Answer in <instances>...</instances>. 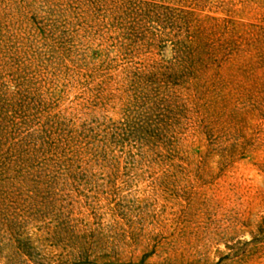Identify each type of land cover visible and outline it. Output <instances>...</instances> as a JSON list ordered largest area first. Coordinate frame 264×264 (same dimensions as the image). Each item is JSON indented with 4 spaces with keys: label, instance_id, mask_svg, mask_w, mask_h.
<instances>
[{
    "label": "rangeland",
    "instance_id": "374dc122",
    "mask_svg": "<svg viewBox=\"0 0 264 264\" xmlns=\"http://www.w3.org/2000/svg\"><path fill=\"white\" fill-rule=\"evenodd\" d=\"M0 264H264V0H0Z\"/></svg>",
    "mask_w": 264,
    "mask_h": 264
}]
</instances>
